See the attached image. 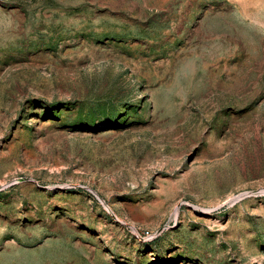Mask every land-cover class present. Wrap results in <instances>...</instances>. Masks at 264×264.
Listing matches in <instances>:
<instances>
[{
    "label": "rangeland",
    "instance_id": "rangeland-1",
    "mask_svg": "<svg viewBox=\"0 0 264 264\" xmlns=\"http://www.w3.org/2000/svg\"><path fill=\"white\" fill-rule=\"evenodd\" d=\"M0 264H264V0H0Z\"/></svg>",
    "mask_w": 264,
    "mask_h": 264
}]
</instances>
